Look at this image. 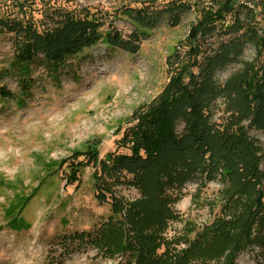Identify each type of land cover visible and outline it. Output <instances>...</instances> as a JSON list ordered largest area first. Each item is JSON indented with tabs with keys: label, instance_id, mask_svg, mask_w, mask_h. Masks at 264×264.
Segmentation results:
<instances>
[{
	"label": "rangeland",
	"instance_id": "rangeland-1",
	"mask_svg": "<svg viewBox=\"0 0 264 264\" xmlns=\"http://www.w3.org/2000/svg\"><path fill=\"white\" fill-rule=\"evenodd\" d=\"M240 1L252 4V0ZM172 3L191 5L180 13L176 25L167 10ZM209 3L210 0H0V19L30 21L38 29L52 25L58 19L57 12L72 11L78 16H104L102 35L108 27L120 32L124 39L137 35L133 41L136 52L99 39L68 59L57 72L48 70L42 58L37 57L29 64L28 74H24L14 61V34L0 29V87L8 92L0 94V264H136L137 250L105 255L103 248L87 241L88 235L101 229L109 217L122 219L115 216L109 196L103 201L97 197L98 182L110 181L100 172L98 163L115 151L129 153L120 146L124 130L136 122L134 112L155 101L175 68L187 60L189 46L185 38L189 27L198 19L199 9ZM127 7L143 8L150 17L157 18L153 22L133 21L120 12ZM223 31L198 37L205 55L218 52L220 43L233 37ZM254 56V45L245 44L236 60L216 68L215 81L222 84L241 69L243 61ZM207 112L210 122L218 127L230 114L223 97L216 98ZM247 123L241 121L244 127ZM184 126L182 118L176 119L175 135L180 137ZM247 136L256 150L258 169L264 173V127L247 128ZM88 147L96 149L97 165L81 166L75 174L78 180L70 183L69 165L85 161L84 156L71 159L72 154ZM259 179L254 190L262 191L264 199V175ZM120 183L110 187L126 205L143 198L139 188ZM170 183L163 191L170 197V215L162 228L146 232L148 235L157 231L152 241L154 245L160 243L155 249L158 256L166 250L178 254L190 249L199 233L213 234L210 226L219 217L232 220L233 210L242 211L240 206L232 207L233 199L240 198L238 194L227 200L221 171L214 178L197 175L182 184ZM79 233L85 234L81 240L75 236ZM128 234L136 245L135 235L131 231ZM263 260L261 246L254 241L233 258L234 264H260ZM223 261L224 256H220L205 264ZM187 264L200 263L192 259Z\"/></svg>",
	"mask_w": 264,
	"mask_h": 264
},
{
	"label": "trees",
	"instance_id": "trees-1",
	"mask_svg": "<svg viewBox=\"0 0 264 264\" xmlns=\"http://www.w3.org/2000/svg\"><path fill=\"white\" fill-rule=\"evenodd\" d=\"M251 2L248 6L240 0H210L209 5L199 9L198 19L190 25L185 38L189 46L187 60L175 68L155 101L146 109L134 112L136 122L124 130L120 146L129 153L115 151L99 161L100 172L110 181L98 182L97 197L103 201L109 196L115 216L122 218L116 221L109 217L101 229L88 235L87 241L103 248L105 255L129 249L137 250L136 264H165L172 256L175 258L168 264H187L192 259L205 264L220 256H224L223 264H234L236 253L252 241L261 246L264 253V199L262 191L254 190L264 173L258 169L256 150L247 136V128L264 127V0ZM190 7L184 3L167 7L173 25L180 22V13ZM120 12L139 23L153 22L157 18L150 17L143 8L127 7ZM57 14L58 19L52 25L41 29L30 21L0 19V29L14 34V61L22 73L28 74L29 64L37 57L42 58L48 70L57 72L68 59L99 39L127 52L137 51L133 42L137 39L136 33L124 39L120 32L108 27V31L101 34L105 19L102 15L78 16L72 11ZM222 30L233 37L221 42L218 52L205 55L198 37ZM247 43L255 47L254 58L243 61L241 69L218 84L214 79L216 68L236 60ZM7 93L1 86L0 94ZM219 97L224 98L225 110L230 112L220 127L210 122L207 112ZM178 118L185 124L180 137L175 135L173 127ZM242 120L248 121L247 128L241 124ZM79 156H84L85 161L69 165L70 183L78 180L75 175L78 168L98 162L97 151L92 147L84 152H73L71 159ZM219 171L225 182L227 200L238 194L240 198L233 199L235 206L231 203L233 209L240 206L242 211L233 210L232 220L219 217L210 226L213 234L204 231L199 237V233L190 243L193 244L190 249L178 254L167 250L159 256L155 254L160 243L157 241L154 245L152 239L157 231L152 230L148 235L146 232L153 227L162 228L170 215L167 208L170 197L163 194L165 186L169 182L182 184L197 175L214 178ZM123 172L131 175L132 180L126 179ZM114 183L139 188L143 198L126 205L113 194L110 186ZM129 231L135 235L136 245L130 241ZM75 236L81 240L85 234ZM260 264H264V260Z\"/></svg>",
	"mask_w": 264,
	"mask_h": 264
},
{
	"label": "bare ground",
	"instance_id": "bare-ground-1",
	"mask_svg": "<svg viewBox=\"0 0 264 264\" xmlns=\"http://www.w3.org/2000/svg\"><path fill=\"white\" fill-rule=\"evenodd\" d=\"M4 155H5V153H4ZM1 162V161H0Z\"/></svg>",
	"mask_w": 264,
	"mask_h": 264
}]
</instances>
